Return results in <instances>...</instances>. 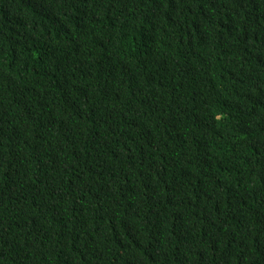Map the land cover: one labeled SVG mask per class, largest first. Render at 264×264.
<instances>
[{"label":"trees","instance_id":"obj_1","mask_svg":"<svg viewBox=\"0 0 264 264\" xmlns=\"http://www.w3.org/2000/svg\"><path fill=\"white\" fill-rule=\"evenodd\" d=\"M0 264H264V0H0Z\"/></svg>","mask_w":264,"mask_h":264}]
</instances>
